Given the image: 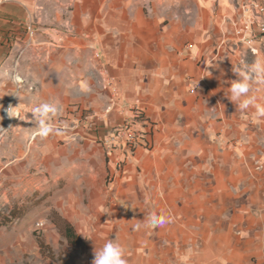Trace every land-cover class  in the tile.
I'll list each match as a JSON object with an SVG mask.
<instances>
[{
	"label": "crops",
	"instance_id": "0c3cea01",
	"mask_svg": "<svg viewBox=\"0 0 264 264\" xmlns=\"http://www.w3.org/2000/svg\"><path fill=\"white\" fill-rule=\"evenodd\" d=\"M252 1L0 0V106L16 72L20 98L56 105L51 121L71 103L91 110L47 137L0 117L5 190L52 191L84 241L73 264L110 240L127 264H264V117L230 95L244 64L264 60L256 23L254 40L237 33ZM249 95L264 104V84ZM133 109L150 146L131 155L118 127ZM152 213L171 222L137 230ZM2 234L0 264H13L28 234Z\"/></svg>",
	"mask_w": 264,
	"mask_h": 264
},
{
	"label": "rangeland",
	"instance_id": "374dc122",
	"mask_svg": "<svg viewBox=\"0 0 264 264\" xmlns=\"http://www.w3.org/2000/svg\"><path fill=\"white\" fill-rule=\"evenodd\" d=\"M254 1L264 4V0ZM13 78L16 82V90L12 97L1 104L0 117L11 125L31 126L35 121L32 116L34 106L19 96L23 91L21 75L14 72ZM10 105L15 108L7 117L3 110ZM90 112L91 110L84 109L79 104L71 103L51 123L63 128V131L68 130L73 127L72 125L81 123L76 117L84 118ZM36 133L38 134V131ZM32 176L36 181L37 174ZM4 177L0 174V231L14 232L17 235L14 240L23 242L26 241L27 233L29 239L26 246L28 248L23 253L17 252L15 250L17 248L14 249L13 264H73L84 257V241L77 238L72 229L68 235L74 237L65 236L70 226L61 220L59 212L52 206L50 200L52 191L28 190L26 196H21L19 190L17 193L14 191L13 195L11 191L5 190ZM6 236L5 238L2 234L0 241H9V236ZM18 247L21 248V244H18Z\"/></svg>",
	"mask_w": 264,
	"mask_h": 264
},
{
	"label": "clouds",
	"instance_id": "9594fccd",
	"mask_svg": "<svg viewBox=\"0 0 264 264\" xmlns=\"http://www.w3.org/2000/svg\"><path fill=\"white\" fill-rule=\"evenodd\" d=\"M239 75L240 79L233 83L230 88L231 101L235 102L237 108L242 111L254 107L256 115L264 117V104L258 102L256 95H249L253 83L264 84V60L257 59L251 64L245 63ZM57 113L56 105L50 103H42L32 109V116L36 121L39 135L42 137H47L50 134L63 135V128L50 122ZM169 222H171L170 216L152 213L147 216L143 224H136L135 228L137 230L141 227L155 228ZM92 264H127L124 248L119 243L110 240L99 249H94Z\"/></svg>",
	"mask_w": 264,
	"mask_h": 264
},
{
	"label": "built area",
	"instance_id": "2783aa9c",
	"mask_svg": "<svg viewBox=\"0 0 264 264\" xmlns=\"http://www.w3.org/2000/svg\"><path fill=\"white\" fill-rule=\"evenodd\" d=\"M244 9L250 13L249 22L245 23L244 27L237 30V33L244 35L246 40H254L258 33L252 29V23H256L259 32H264V4L252 1L244 6ZM29 33L33 34L34 31L29 29ZM18 80V79H17ZM15 107L13 105L7 106L3 113L8 117V115L13 112ZM16 115V113H15ZM11 116V115H10ZM135 122L145 123V116L140 109H133L130 117L125 120L118 128L120 131L125 132L124 138V148L131 155L134 153L135 149L139 146L149 148L150 140L148 133L144 130H137L133 128ZM120 163L117 165V170L120 169Z\"/></svg>",
	"mask_w": 264,
	"mask_h": 264
},
{
	"label": "trees",
	"instance_id": "16d2710c",
	"mask_svg": "<svg viewBox=\"0 0 264 264\" xmlns=\"http://www.w3.org/2000/svg\"><path fill=\"white\" fill-rule=\"evenodd\" d=\"M66 231H67V234H66L65 236H66L67 238H70L71 236L74 237L73 235H68V234H70V232H71V228H70V227H68Z\"/></svg>",
	"mask_w": 264,
	"mask_h": 264
}]
</instances>
